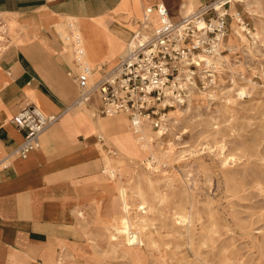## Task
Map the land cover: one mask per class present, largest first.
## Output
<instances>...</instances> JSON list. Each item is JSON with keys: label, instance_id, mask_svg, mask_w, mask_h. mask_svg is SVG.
Wrapping results in <instances>:
<instances>
[{"label": "rangeland", "instance_id": "obj_1", "mask_svg": "<svg viewBox=\"0 0 264 264\" xmlns=\"http://www.w3.org/2000/svg\"><path fill=\"white\" fill-rule=\"evenodd\" d=\"M156 1L173 19L184 16L185 0ZM234 10L244 24L230 18L218 49L199 53L211 60L197 58L184 101L166 111L165 132L147 123L149 147L109 153L116 178L104 165L103 175L116 189L84 213L83 249L62 253L60 264H264V0H239ZM102 63L92 65L94 77ZM117 115L135 134L126 114L106 117ZM112 223L139 232L133 254L112 242Z\"/></svg>", "mask_w": 264, "mask_h": 264}, {"label": "crops", "instance_id": "obj_2", "mask_svg": "<svg viewBox=\"0 0 264 264\" xmlns=\"http://www.w3.org/2000/svg\"><path fill=\"white\" fill-rule=\"evenodd\" d=\"M204 1L185 0L180 15ZM158 3L0 0L9 41L0 55V157L24 138V130L12 121L22 107L34 103L46 114L59 115L38 149L0 168V264H60L62 253L83 249L84 213L116 189L103 175L107 158L112 163L113 158L103 154L106 146L97 137L103 135L126 157L114 127L127 120L122 115L93 117L90 111L98 101L86 109H68L78 88L69 74L74 62L66 36L78 34L91 66L109 62L125 50L134 28L146 29L145 9ZM152 18L157 25V14Z\"/></svg>", "mask_w": 264, "mask_h": 264}, {"label": "built area", "instance_id": "obj_3", "mask_svg": "<svg viewBox=\"0 0 264 264\" xmlns=\"http://www.w3.org/2000/svg\"><path fill=\"white\" fill-rule=\"evenodd\" d=\"M238 1L205 0L197 9L178 19L171 17L164 3L148 6L143 18V23L148 24L146 30L134 31L124 54L112 62L100 64L98 77H94L95 70L78 34L66 36L71 40L74 62L69 74L78 88V95L68 109H86L98 101L91 114L93 117L124 113L135 133L143 130L147 123L153 129L163 128L168 108L184 101L187 84L192 82L200 65L199 53L218 49L230 18L244 24L240 11L229 12ZM154 13L159 23L152 26ZM6 34V24L0 19V55L9 45ZM58 117L46 114L34 103L22 107L12 121L24 130V138L12 151L0 157V168H7L15 158L26 157L38 149L42 135ZM97 138L108 148V153H115V148L106 144L103 135Z\"/></svg>", "mask_w": 264, "mask_h": 264}, {"label": "bare ground", "instance_id": "obj_4", "mask_svg": "<svg viewBox=\"0 0 264 264\" xmlns=\"http://www.w3.org/2000/svg\"><path fill=\"white\" fill-rule=\"evenodd\" d=\"M240 1L245 2L246 0H240ZM156 21H157V18H151L150 24L153 26V25H155ZM235 22L233 23L234 24L233 25V32L238 37H241L244 40L245 37L241 32L242 27L240 25L236 24ZM146 26H148V24H146ZM136 32L139 33L140 30L136 31ZM257 33H259V32H257ZM231 41H233V40H231ZM199 57H200V60H206L207 62H209L211 60V58L204 56L203 54H199ZM242 87H244V86H242ZM124 123H126V122H124ZM107 128H109V127H107ZM114 128H115L116 132L119 134V135H116L115 141L117 143H119L120 147L122 148V151H126V153L128 151H131V150L132 151H135V150L136 151H142L145 147V146H143L144 143L148 144V147L150 146L149 142L151 140V137H148L147 134L145 132H143L144 130L136 131V133L134 134L133 132H131L128 129V127H127V129H125L124 125H118V126H115ZM165 128L166 127L164 126L163 128L157 130L156 133L159 136H161L165 132ZM146 164H147V168H152V170H150L151 172H154L158 169V167L154 166L153 164H149V162H147V161H146ZM104 172H108V176L110 178H116V171L112 168L111 160L109 158H107V160H106ZM140 213L143 214V213H145V211L141 210ZM125 215L128 216L129 219H132L128 212L125 213ZM182 217L184 218L185 216L182 215L181 218ZM185 220L187 221L188 218L184 219V221ZM110 226L114 227V229H115L114 232L111 233V240H112V242H114V244L124 245L125 248H127V250L129 252H131L132 254L135 252V249H136L135 247H140L142 240L140 239L139 232L134 227L129 226V225L120 226V225H117L115 223L110 224ZM143 233H144V231H143ZM119 236H121L123 239H119ZM135 241H136V244H135ZM196 255L198 256L197 253H196Z\"/></svg>", "mask_w": 264, "mask_h": 264}]
</instances>
